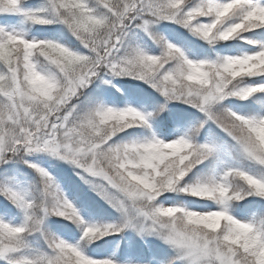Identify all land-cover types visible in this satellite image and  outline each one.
Instances as JSON below:
<instances>
[{"label": "snow or ice", "instance_id": "obj_1", "mask_svg": "<svg viewBox=\"0 0 264 264\" xmlns=\"http://www.w3.org/2000/svg\"><path fill=\"white\" fill-rule=\"evenodd\" d=\"M0 264H264V0H0Z\"/></svg>", "mask_w": 264, "mask_h": 264}]
</instances>
